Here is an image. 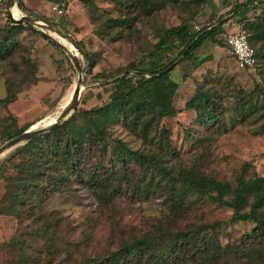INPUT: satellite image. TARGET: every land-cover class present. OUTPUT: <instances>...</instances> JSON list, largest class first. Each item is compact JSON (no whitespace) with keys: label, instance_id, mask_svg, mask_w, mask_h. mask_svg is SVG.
Listing matches in <instances>:
<instances>
[{"label":"rangeland","instance_id":"rangeland-1","mask_svg":"<svg viewBox=\"0 0 264 264\" xmlns=\"http://www.w3.org/2000/svg\"><path fill=\"white\" fill-rule=\"evenodd\" d=\"M15 1L20 16L38 15L56 22L88 54L43 28L72 47L84 68L78 103L60 122L65 126L58 136L63 142L65 130L84 133L85 143L74 154L85 167L83 178L71 180V188L54 191L48 182L59 162L47 153L43 161L47 171L34 188L33 176L28 178V169L36 163L33 148L41 142L54 143L53 132L0 154V264H22L28 256L36 259L29 264L49 260L96 264L158 225L177 231L202 222H219L220 242L235 248L220 264H264L256 247L251 254L241 252L254 238V222L233 219V209L210 196L199 199L189 211L176 212L168 197L171 174L155 172L151 177L152 166L146 173L148 165L131 156V152L159 154L167 158L173 173L189 167L233 184L242 174L247 179L264 176V0H148L146 7L141 0H94L95 9L81 0H23V7ZM183 20L199 26L220 22L223 31L215 34L221 43L208 39L188 56L178 49L165 50L167 60L177 58L167 75L178 84L172 96L177 114L160 117L158 106L150 104L138 111L132 100L110 110L116 89L113 79L131 62L141 64L149 57L163 28ZM39 28H14L7 0H0V97L9 90L17 95L9 104H0V144L9 139L10 130L54 121L78 81L79 71L67 51ZM240 28L261 49L254 68L240 67L227 42L228 34ZM198 92L201 101L192 107L190 100ZM204 93L213 95L210 104ZM96 107L103 111L86 114ZM139 112L143 115L137 119ZM97 124L108 128L105 141L90 134L88 128ZM121 149L127 150V161L116 156ZM63 164L72 163L63 160ZM93 174L102 179L96 187Z\"/></svg>","mask_w":264,"mask_h":264},{"label":"trees","instance_id":"trees-1","mask_svg":"<svg viewBox=\"0 0 264 264\" xmlns=\"http://www.w3.org/2000/svg\"><path fill=\"white\" fill-rule=\"evenodd\" d=\"M81 1L92 9L98 7L94 0ZM208 1L210 0H204L205 3ZM18 4L23 7V0H18ZM141 4L144 7L148 6V0H141ZM133 6L134 3L129 4V7L133 8ZM240 6L241 4L236 5L232 8V11L238 9ZM9 18L11 20L10 13ZM12 25L14 28L20 29L26 24L12 22ZM222 25L223 23L213 22L199 26L191 24L190 20H183L177 25L163 28L159 32V39L148 53L149 57L141 64L131 62L124 74L118 75L113 79L116 89L112 93L113 104L108 106V108L111 110L116 104L124 105L132 100L137 106L138 111L141 110V105L150 104L158 106L160 117L175 116L177 108L172 103V96L178 84L176 81L168 79L167 75L176 65L177 58L167 60L165 50L178 49L177 51L180 54L188 56L208 39H213L215 43L219 44L221 42L216 38L215 34L223 31ZM41 33L44 32L41 31ZM248 35L251 44L255 47L257 63H259V52L261 49L254 45L250 33ZM76 42L84 48L79 41ZM133 70L135 73L131 74ZM202 95L205 96V101L210 104L213 95L210 93ZM16 98V93L9 90L5 97H0V104L7 105ZM200 101L201 92H198L190 100V106L197 107ZM92 111H103V108L96 107L93 110H88L86 114H92ZM116 115L118 114L116 113ZM142 115L139 112L137 119H140ZM211 116L212 114L210 113L208 119ZM148 125L149 122L146 121L144 123L145 131ZM64 126V122L59 123L48 132H44L28 140V143L37 142L52 132L56 133L57 136L54 139V143L50 144L48 141L41 142L40 145L33 148V159L36 163L28 169V178L33 176V182H31L35 189H37L36 186L39 184V176L47 171L43 168V161L47 157V153L53 155L59 162V169L50 173L48 187L52 190L58 191L61 187L62 189L71 188V180L77 181L83 178L82 168L85 165L82 164L81 166V160L77 157V153L74 154V152H79L84 145V133L76 134L65 130L62 132L63 134L61 133V136H63L62 142L58 133ZM28 127L29 125L22 126L16 131H8V138L24 131ZM88 129L90 134L95 135L100 141L106 140L105 134L108 133V128L105 125L97 124ZM122 144L125 145L124 142ZM125 149H121L116 155L122 161L128 160L129 155ZM131 156L148 165L146 170L144 169L146 173L149 172L152 166L151 177L154 176L155 172L163 173V175L171 174L168 197L171 208L176 212L189 211L199 199L204 200L210 196L213 201L230 206L233 209V219L251 220L254 222V238L246 242L241 252L247 251L251 254V249L256 247L254 250L257 252V255L264 260V176L259 175L247 179L242 174L238 176L237 183L233 184L230 181L208 176L189 167L173 173L172 169L169 168L167 158L164 159L159 154H137L131 152ZM63 160L72 164L66 167L63 164ZM91 179L94 187L102 180L95 174L91 176ZM20 195V193H17L16 197L22 200ZM250 196L252 199L248 200ZM218 225L219 222H202L188 230L177 231L171 227H161L158 225L155 230L146 231L131 242H124L118 249L112 251L111 254L98 260L96 264H220L222 259H226L224 262L228 261L227 259L232 255L235 248L230 244L223 245L220 242V237L217 233ZM209 227L212 229L211 232L207 231ZM46 230L49 231L48 228ZM49 236L52 237V234ZM243 257L242 255L236 256L238 259H243ZM248 258H251V256ZM31 262H36L35 257L28 256V258H23L22 260V264H29ZM48 264H51V260H49Z\"/></svg>","mask_w":264,"mask_h":264},{"label":"water","instance_id":"water-1","mask_svg":"<svg viewBox=\"0 0 264 264\" xmlns=\"http://www.w3.org/2000/svg\"><path fill=\"white\" fill-rule=\"evenodd\" d=\"M15 3H16L15 0H7V5L12 22L23 23L29 25L30 27H35V28L40 27L39 29H41L49 38H51L56 44L62 46L67 51L68 55L71 57L72 61L74 62L76 68L79 71V77L69 102L64 106L63 110L60 112V114L53 122L49 124H45L43 126H36V127L30 126L26 128L24 131L5 140L0 144V154L18 145L23 141L35 138L43 134L44 132L53 129L56 125L62 122L71 113V111L76 107L78 103L80 93L82 90L84 68L81 66L80 60L76 52L68 48V46L65 43H63L61 39H58L52 34L46 32L43 28H47L52 32L56 33L57 35H59L62 39L64 38L72 42L74 46L78 47L85 55L88 56L87 52L76 41L71 39L69 35L66 32H64L56 22L38 15L22 14L21 16H15L11 11V7L15 5Z\"/></svg>","mask_w":264,"mask_h":264},{"label":"built area","instance_id":"built-area-1","mask_svg":"<svg viewBox=\"0 0 264 264\" xmlns=\"http://www.w3.org/2000/svg\"><path fill=\"white\" fill-rule=\"evenodd\" d=\"M227 42L240 66L247 68H254L256 66V50L251 44L245 28L230 32L227 37Z\"/></svg>","mask_w":264,"mask_h":264},{"label":"bare ground","instance_id":"bare-ground-1","mask_svg":"<svg viewBox=\"0 0 264 264\" xmlns=\"http://www.w3.org/2000/svg\"><path fill=\"white\" fill-rule=\"evenodd\" d=\"M11 11H12V13L15 15V16H20V8L17 6V5H13L12 7H11ZM62 40H64L66 43H68V44H70V46H73V47H75L74 45H73V43L72 42H70L69 43V41L67 40V39H62ZM69 48V47H68ZM71 50H73L72 49V47L70 48ZM48 116V115H47ZM49 117V116H48ZM49 121H51V120H49ZM38 122H39V120H38ZM48 122V121H47ZM51 122H53V121H51ZM51 122H49V123H51ZM47 124V123H46Z\"/></svg>","mask_w":264,"mask_h":264}]
</instances>
